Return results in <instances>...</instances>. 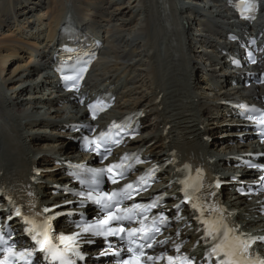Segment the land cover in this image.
I'll return each instance as SVG.
<instances>
[{
    "label": "bare ground",
    "instance_id": "6f19581e",
    "mask_svg": "<svg viewBox=\"0 0 264 264\" xmlns=\"http://www.w3.org/2000/svg\"><path fill=\"white\" fill-rule=\"evenodd\" d=\"M131 1L127 3L138 9L140 15L143 14L141 27L132 26L130 7L122 0H0V137L3 138L6 150L9 147L16 148L17 145L26 156L22 159V166L26 172L36 162H39L42 167L45 165L40 160L32 159L35 156H30L31 152L25 150L23 139L27 143L34 141L47 144L49 140H53L50 136L40 134L34 137L32 130L39 131L43 127L51 128L54 124L46 126V119L23 124L27 131L31 132L32 136H29L20 123V119L23 114H26L28 118L39 114L63 120L64 108H56L53 99L43 97L40 101V98L36 97L34 101L25 103V106H29L21 110L20 106L9 103L14 97H6L3 88L14 91L15 85L21 83L24 76L27 79L34 77L37 69L33 66L40 63L35 60V52L31 49H40L39 51L45 54L44 47L51 46L50 39L57 35L68 11H72L93 25L103 21L111 23L107 35L115 36L113 41L115 43L121 40L117 45L112 42L110 44L109 49L113 54V59L105 64L101 76L102 81H111L118 76H126L128 71L146 66L144 72L147 79L151 81V93L154 97H151L150 93L143 94L141 92L143 86L136 77H132L128 82L131 85L129 100L135 98L132 101H126L122 106L127 105L128 110L142 109L154 112L155 102L160 94H164L165 108L175 109L174 114L161 115L160 122L155 126L156 133H152L151 128L145 126L144 130L150 137L140 140L139 144L148 146L156 142L154 146L148 148L149 152L154 153L159 150L158 157H166L174 149L173 145L180 139V136L199 145L202 136L209 134L202 127L201 120V112L207 105L200 106L203 98L201 99L200 94L191 87L188 75L192 56L189 53L190 48L182 41L183 32L178 29L177 10L180 6L178 7L175 0H135L132 3ZM155 10L157 11L153 25L151 14ZM33 22L35 24H30ZM117 23L123 29L120 32L115 29ZM125 33L137 34L138 43L131 42L127 38L128 34ZM41 41H44L43 45L40 44ZM121 43L124 44L120 46ZM139 51L144 54L143 58ZM31 55H33L32 59ZM136 58L139 59L134 64ZM161 71H168L171 77L170 85H167L168 80L164 82L163 77L161 79ZM18 87L21 86L18 85ZM206 94H208L207 91L205 96ZM216 100L218 99L208 101L212 103ZM30 109L33 111L30 112ZM44 112L46 113L43 114ZM167 124H173L176 134L174 138H171V133L165 135L164 128ZM161 126H163L162 129H160ZM168 140L169 144H167ZM60 143L61 141L57 142V145ZM42 144L39 143V147ZM47 147L44 145L39 151L49 153L45 151ZM59 152H61L60 148Z\"/></svg>",
    "mask_w": 264,
    "mask_h": 264
},
{
    "label": "snow or ice",
    "instance_id": "6c2138e0",
    "mask_svg": "<svg viewBox=\"0 0 264 264\" xmlns=\"http://www.w3.org/2000/svg\"><path fill=\"white\" fill-rule=\"evenodd\" d=\"M65 79H70V77H65ZM259 122L264 123V118H261ZM107 135L108 133H101V137H105ZM114 143H118V141H114ZM99 147L100 145L97 144V150H99ZM110 152L111 149L106 148L104 154L99 153V151L98 154H101L102 158L106 159L107 154H109ZM125 159H127V157H125ZM137 162L139 163L140 161L138 160ZM121 167V164H113L106 169H98L93 171L96 176H100L103 175V173L105 172L112 173L113 169H118ZM115 175H117V173H113V176L109 177V179L114 184L118 182L116 179L113 178ZM118 175H120L121 178L123 177L122 172ZM141 180H144V177H141ZM94 182L98 183V181ZM219 186V183H217L216 187ZM133 188L134 186L132 184H127L124 186V188L118 191H114L111 193L104 192L96 198H93L92 193L89 192L87 198L92 199L93 203L101 205L105 210H107V215L104 219L97 221L93 224L83 225V230L85 232L91 231L92 235L96 236H107L108 234L116 235L120 232H124L125 229L123 227L101 228V225H107L112 220H133L136 218V216L140 215L139 212L134 213V210L147 209L155 206L156 201H153V204L150 205H143L137 203L132 205V207L130 208L124 209L123 213L118 214L120 213L119 204L122 203L125 199L132 198V192L129 190ZM185 197L187 200L192 199V197L189 196L187 192H185ZM105 199L108 201V203H104ZM192 207L197 211L201 212L200 222L205 225V239L210 238L212 241V248L209 252V256H214L216 258L217 264H264V258H252L253 254L251 252V246L256 242L254 238L246 237L243 233L239 232V229L236 227H229L226 223H224V218L222 215L214 220L203 219L204 212L202 211L201 206L193 203ZM177 208L179 209V205H177ZM48 211H50V209H44V212ZM212 211L222 212V210L215 208H213ZM16 214L18 216L20 215V209H16ZM49 219L51 218L45 219L44 222L39 225H37L34 221H27L28 223L33 224V227L27 229V231H29L30 233H34V235H32V239L35 241L36 245L39 246V251L45 253L46 258L50 257L52 264H57V262L58 264H76V261L75 259H73V257H78L82 260L83 256L79 251L76 250V241L81 234H60L58 236H53L50 234V225L48 223ZM144 219H147V217L145 216ZM160 219L161 221H165L166 217L161 216ZM139 222L141 224L140 228H130L128 230V236L130 239L127 251L132 255L129 256L127 260H121L119 264H143L141 258L145 256L144 248L152 247V237L148 235V233L145 231L146 226L144 225L143 219ZM155 231H159V229L156 228ZM138 233L142 234L139 238L148 241V243L146 245L140 244L137 246V249H133V247L131 246L133 243L131 238L137 236ZM121 239H123V237H121ZM260 239L264 240V237H261ZM54 241H58L59 243H56ZM0 244H7V241L4 240L3 236H0ZM60 245H63V247L61 248ZM3 250L6 255L3 260H0V264H11V261L9 260L10 256L16 259H21L25 257H31L33 254L31 250L17 252L15 251L14 245H9ZM179 250V247H177L176 251L179 252ZM159 259H162V257L147 256L148 261ZM181 259L183 261V264H191V261L188 257H167L168 264H176V261ZM28 264H30V261L28 262Z\"/></svg>",
    "mask_w": 264,
    "mask_h": 264
},
{
    "label": "rangeland",
    "instance_id": "374dc122",
    "mask_svg": "<svg viewBox=\"0 0 264 264\" xmlns=\"http://www.w3.org/2000/svg\"><path fill=\"white\" fill-rule=\"evenodd\" d=\"M134 1H135V0H134ZM171 1H172V0H171ZM128 2H129V1H128ZM176 4H178V3L176 2ZM137 12H138L137 9L132 10V15H133V18H134L136 24H137V23L139 22V20L141 19V16L139 17L138 14H137ZM137 43H138V41H137ZM112 56H113V54H112ZM141 67H142V66H141ZM34 79H36V78L34 77ZM34 79H33L32 81H34ZM37 115H39V114H37Z\"/></svg>",
    "mask_w": 264,
    "mask_h": 264
}]
</instances>
